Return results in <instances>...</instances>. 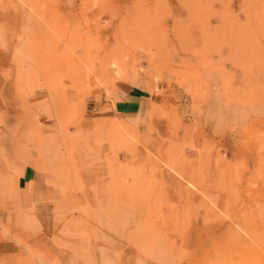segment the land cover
<instances>
[{
    "label": "rangeland",
    "instance_id": "1",
    "mask_svg": "<svg viewBox=\"0 0 264 264\" xmlns=\"http://www.w3.org/2000/svg\"><path fill=\"white\" fill-rule=\"evenodd\" d=\"M0 264H264V0H0Z\"/></svg>",
    "mask_w": 264,
    "mask_h": 264
},
{
    "label": "crops",
    "instance_id": "2",
    "mask_svg": "<svg viewBox=\"0 0 264 264\" xmlns=\"http://www.w3.org/2000/svg\"><path fill=\"white\" fill-rule=\"evenodd\" d=\"M131 91H132V94H134L133 95L134 98L127 101L126 103L128 106L126 107L124 111H120L119 113L130 114L131 112L138 111L139 108H141L142 101L145 99L144 93L136 87H132Z\"/></svg>",
    "mask_w": 264,
    "mask_h": 264
},
{
    "label": "bare ground",
    "instance_id": "3",
    "mask_svg": "<svg viewBox=\"0 0 264 264\" xmlns=\"http://www.w3.org/2000/svg\"><path fill=\"white\" fill-rule=\"evenodd\" d=\"M72 16V15H71ZM65 40V39H64ZM66 44V43H65ZM69 44V43H68ZM243 47V46H242ZM201 61V60H200ZM202 62V61H201ZM205 62V61H204ZM25 147V146H24ZM49 148V147H48ZM158 149V148H157ZM43 150V149H42ZM135 150V149H134ZM166 154V153H165ZM176 154V153H175ZM161 156V155H160ZM167 156V155H166ZM177 155H175L174 157H176ZM169 157V156H168ZM167 158V157H166ZM168 162V161H167ZM154 164V163H153ZM152 164V165H153ZM154 166V165H153ZM171 166V165H170ZM196 166V165H195ZM172 168V166H171ZM153 169V168H152ZM180 172V171H179ZM196 175H197V172H196ZM172 177V176H171ZM184 180V179H183ZM119 199V198H118ZM116 200V199H115ZM120 200V199H119ZM179 200V199H178ZM149 202V201H148ZM121 204V203H120ZM124 204V203H123ZM117 211V210H116ZM141 218V217H140Z\"/></svg>",
    "mask_w": 264,
    "mask_h": 264
}]
</instances>
